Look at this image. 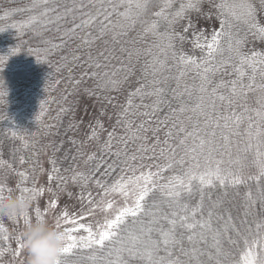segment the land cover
I'll use <instances>...</instances> for the list:
<instances>
[{
    "label": "snow or ice",
    "instance_id": "obj_1",
    "mask_svg": "<svg viewBox=\"0 0 264 264\" xmlns=\"http://www.w3.org/2000/svg\"><path fill=\"white\" fill-rule=\"evenodd\" d=\"M201 3L202 0H188L187 3L182 0L175 11H172L173 0H87V2L70 0V6L61 4L59 0H34L31 5L34 14L26 22L28 26L40 21L42 17L47 18L49 13H55L57 21L72 16V26L65 33L69 35V38L75 35L77 29L90 26L98 21L99 35L102 37L111 31L115 39L116 36L126 35L127 30L134 28L139 21L143 24L141 36L151 35L159 41L154 44L159 54L152 58V74L155 76L167 66L168 56L171 53V58L181 66L179 76L176 77L177 87L171 91L176 97L187 95L188 100L195 99L193 104L181 100L179 107L172 108L171 112L173 114L189 111L197 113L205 117V128L210 124L215 125L206 138L199 134L203 129L194 127L193 130L188 131L179 115H175L166 136L169 139L175 138L178 142L173 146L169 143V139L163 141L167 147H161L159 154L164 158L165 163L156 165L155 171H152L149 166L147 171L141 170L139 175H133L127 179L122 176L111 186H105L101 180L96 179L98 165L89 174L74 173L72 180L82 182V186H86L89 180H95V183L103 187L106 193L119 192L126 200L131 197L132 203L131 206L120 208L114 218L105 219L104 224L98 225L95 231L91 225L80 222L83 217H71L67 210L62 211L56 226L61 227L60 220L62 219L64 224L72 225V227L63 229L65 244L61 249L57 264H78L70 258L69 254L76 256L81 249L91 251L87 259L93 264H264V51H257L255 47L245 50L249 34L264 40V26H260L257 22V6L253 0H221L219 4L213 5L220 10L217 14L222 17L220 30L211 34L210 41L198 30L195 33L198 38L194 42V47L206 50L207 58H197L183 51L177 52L176 41L183 42L184 36L176 30V25L188 18V26L181 30L186 33L192 27L190 12L193 10L200 12ZM37 8L42 10L35 13ZM85 8L89 11H80ZM260 8L264 10V0H260ZM77 12L82 17H86V19H81L79 24L75 23ZM234 21H241L246 26L245 35L241 36L238 30L234 31ZM44 23H52V21L45 19ZM116 29L120 31H115ZM88 35L85 33V37ZM200 38H203L205 42L200 43ZM225 41L227 42L226 48L223 46ZM81 43L88 45L90 41L82 37ZM60 46L51 44L53 50ZM16 51L18 49H12L9 55H14ZM126 51L129 61L134 54L137 58L139 57L138 49ZM146 51L151 53V49ZM225 52L229 54L227 57H225ZM217 56L220 57L219 62L213 63ZM72 59L78 60L79 56H73ZM89 59H92L91 54H89ZM4 62V57H0V64ZM229 65L232 66L236 78L227 82L220 80L213 87V78L217 73L227 71ZM94 66L99 68L100 64L95 62ZM122 67L126 70V75L117 78L116 72L104 73L101 82L96 87L107 91H119L124 83L129 82V76L133 72L128 65H122ZM190 67L197 70L200 78L195 96L193 86L186 85L182 91H177L180 78ZM147 70L146 67L145 71ZM91 75L95 77L97 73L93 72ZM257 76L260 78L259 83ZM166 83V79H153L151 84L154 87L148 88L145 84H140L127 93L126 103L117 113L116 121V124L124 129L121 140L125 147L129 142L140 141L137 152L143 154L151 150L155 153V146L147 144L148 129L145 128L144 123L134 126L133 121L128 117L130 114L135 115L132 111L134 107H149L148 104H135L137 97L141 102L145 97H155L150 106L153 114L162 104L167 103L164 99L166 89L163 86ZM222 87L228 88V95L218 91ZM85 91L91 93L92 89H85ZM254 92L259 93L255 99L256 107H250L249 93ZM5 94L0 91V97ZM217 100L227 102L229 106L243 101L240 105L243 111L237 112L233 108L229 115L223 117L224 123L221 126L220 119L213 120L208 111L209 108L212 110L217 108ZM142 114L149 115L148 112ZM254 116L258 120L254 119ZM245 122L247 127L243 135L246 136V143L243 152L248 153L249 150H253L252 164L257 168L255 175H245L243 166L236 170L231 167H222L225 164L223 156L226 154L231 157L232 155L230 135H241L239 129ZM69 127H74V125L70 123ZM97 127L103 129V125L98 123L96 127H93L89 139H99ZM221 127L227 130H222L220 133L222 144L215 140V129ZM155 131L157 129H153V132ZM180 133L184 135L181 137ZM114 136L115 127L113 131L107 133V140L100 146L102 152H112ZM189 138L192 140L191 145L188 144ZM155 143H160L159 137H156ZM27 146L25 142L24 147ZM221 149H223L222 152ZM217 152H220L221 158L219 159L214 156ZM114 155L117 159L109 165V168L118 162L128 166L134 173L136 172V168L132 167L131 163L137 160L136 154L129 156L126 150L124 152L118 150ZM122 156L123 159H121ZM201 156L205 161L203 167L200 163ZM140 159H143V155ZM240 159V157L235 161L229 159L228 164L240 163ZM93 160H96L95 153L90 154L85 163ZM20 162H24L23 157L20 158ZM6 163L0 160V164ZM55 163L53 160V170L59 172ZM165 170L172 171L173 174L165 177L163 175ZM19 176L24 178L27 173L19 172ZM49 179H52L51 175ZM250 180L255 184V191L248 186ZM241 185L246 188L244 211L243 217L236 222L229 209L224 208V197L228 195L230 186L237 188ZM217 188L222 189V193L213 199L212 190ZM5 189L4 185H0V192ZM20 192H32L33 199H35L43 194L44 189L21 187ZM197 195L199 199L192 205L190 201ZM206 196L209 201L207 208L205 206ZM51 204L53 208L56 207L55 200H52ZM112 207V203L106 205L107 209ZM36 216L43 218L39 208L36 209ZM249 217L253 219L250 220ZM28 221V216H25V223ZM129 221L130 226H128ZM162 221L166 222V225ZM81 230H84L86 235L80 234ZM0 231H6L2 223H0ZM4 240H8V236H4ZM17 241L18 245L15 249L11 246L8 249L0 247V255L11 251L13 256L22 257L25 245L21 235L17 237ZM240 241H242V247ZM234 248H240V251L234 253Z\"/></svg>",
    "mask_w": 264,
    "mask_h": 264
},
{
    "label": "trees",
    "instance_id": "obj_2",
    "mask_svg": "<svg viewBox=\"0 0 264 264\" xmlns=\"http://www.w3.org/2000/svg\"><path fill=\"white\" fill-rule=\"evenodd\" d=\"M26 2H34V0H11L13 5H22ZM61 4H68L70 0H59ZM87 2V0H85ZM182 0H173L174 7L172 11L179 8ZM187 3L188 0H183ZM42 9H39L41 11ZM123 10V9H121ZM61 13L63 9H60ZM87 12L89 9L85 8L80 10ZM32 15H29L25 20H11L3 19L0 14V57H4L5 62L0 64V91L6 93L0 97V160L6 161L4 164L9 168L10 172L15 175L20 181H29L30 176L27 170L38 164L40 156L43 151L49 154V163L53 170L52 161L55 160V167L59 169L58 173H69L72 177L76 172H84L89 174L92 169L96 171V179L101 180L105 186H111L114 181L120 177L127 179L135 175L128 166L121 165L118 162L109 168L110 164L116 161L114 153L116 151H127L128 155L136 154L137 160L132 163V167L136 168V175L139 174V166L150 161L151 170H156V165L164 164L165 160L160 156V148L167 147L163 144L165 139H169L166 133L172 126L175 115H179L180 120L188 131L193 130L194 127L203 129L199 134L208 137V133L215 127L210 124L207 128L204 125L205 117L199 116L197 113L185 112L173 114L172 108H178L181 100L188 101V103H195V99L188 100L187 95L184 97H176L171 89L177 87L176 77L179 76L181 66L171 58V53L168 56L167 66L159 71L155 76L152 74L151 63L152 58L159 54L158 49L154 47L155 43L159 41L155 37L148 35L141 36L143 24L139 21L134 28L127 30L126 35H120L118 38L122 42L119 62L110 71L101 70L96 68L94 63L97 62L99 57H95V37L99 28L94 29L93 25L77 29L75 35L69 38L65 35L68 28L72 26V16H68L59 21L56 20L55 13H49L47 18H41L40 21L31 26L27 25V21ZM45 19H49L52 23H44ZM82 17L79 12L76 13L75 23L79 24ZM115 20L116 17L114 16ZM222 19V18H221ZM234 31H239L241 36L247 32L246 26L241 21H234ZM264 26V22L258 23ZM120 31V29H117ZM85 33L89 35L85 37ZM251 35V34H249ZM87 38L90 44H82L81 38ZM64 43H61V42ZM136 41V43H133ZM61 45L58 49L53 50L51 44ZM227 47V42L223 45ZM18 49L14 55H9L12 49ZM139 50V57L134 54L131 61H129L126 50ZM151 49V53L146 50ZM177 52H180L177 50ZM190 55L187 52H184ZM91 54L92 59H89ZM229 54L225 52V57ZM73 56H79L78 60H73ZM65 57V59H61ZM163 58V57H162ZM220 57L217 56L213 63L219 62ZM122 65H128L133 69L132 74L129 76V82L123 84L119 91H107L103 88H97L96 85L101 82V77L104 73L111 74L117 73V78H122L126 75V70ZM147 67V71L145 68ZM71 69V71H69ZM186 74L180 78V86L177 91H182L184 87L193 86L194 96L196 88L200 84V78L197 75V70L188 68L185 70ZM95 72L97 75L93 77L91 74ZM220 73V72H219ZM213 78L212 86L215 87L218 83V75ZM235 77V75H234ZM153 79L167 80L163 86L166 91L164 99L167 103L160 106L154 114L150 107L155 97H145L143 102L140 98L135 99V104L140 105L148 104V108L143 106L133 108L135 115L130 114L129 119L134 123V126L140 125L142 122L149 137L147 144L155 146V153L149 150L146 153L137 152V147L140 141L129 142L127 147L121 140L123 136V127L116 124L117 113L122 110L126 103V96L128 92L133 91L140 84H145L148 88L154 87L151 84ZM235 79V78H234ZM79 81L80 83H76ZM247 82V78H245ZM85 89H92V92H86ZM218 91H220L218 89ZM228 95V91H220ZM83 102H90L93 106V116L82 129L79 122L80 118L79 105L82 106ZM243 101L237 105L229 106L227 102L216 101L217 108L208 111L211 113L213 120L219 118L221 126L224 123L223 117L229 115L233 108L237 112H242L240 106ZM148 112L149 115L142 113ZM191 117V119H189ZM72 123L74 127H69ZM102 124L103 129L97 127L99 139H89L93 127ZM115 127V136L112 142V152H102L100 146L107 140V133L113 131ZM247 123L241 125L239 131L241 135H230L231 140V153L234 147L239 144H244L246 136L243 135ZM153 129L157 131L153 132ZM216 142L222 144L220 133L223 130L216 128ZM227 131V130H223ZM173 132L175 130L173 129ZM184 134L180 133L182 137ZM159 137L160 143L156 144L155 139ZM88 139L92 142L91 149H85L84 141ZM27 142V147H24ZM177 139H169V143L173 146L177 143ZM192 140L189 138L188 144L191 145ZM221 152L223 149L220 150ZM95 153L96 160L85 163L88 156ZM253 150L247 154H241V160L252 159ZM143 155V159H140ZM215 158L220 157V152L214 153ZM247 159H243V157ZM23 157L24 162H20ZM124 157L122 156L121 159ZM203 156L200 157V161ZM191 162V161H189ZM19 172H26L27 176L22 178ZM257 172V171H256ZM254 174L251 175H255ZM172 171L165 170L163 175L165 177L172 175ZM81 183L80 181H77ZM96 184L95 180H89L87 184ZM99 186V185H98ZM248 186L255 191V184L253 181H248ZM100 187V186H99ZM103 188V187H100ZM104 189V188H103ZM246 188L241 185L237 188H228V195L224 197V208L229 209L236 222L243 217V204L244 192ZM239 192V195H237ZM222 189L212 190V198L216 199L221 195ZM199 199L195 196L190 203L194 205ZM205 206H209L207 196L205 197ZM167 210V209H166ZM222 211V210H221ZM253 219V217H249ZM0 223L3 224V218H0ZM166 225V222H163ZM128 226H130V221ZM5 229V228H4ZM80 234L85 235L80 231ZM5 231H0V247L6 249L8 246L7 240H4ZM242 247V241H240ZM234 253L240 251V248H234ZM91 255L88 249L79 250L76 256L70 258L77 261L78 264H93L87 257Z\"/></svg>",
    "mask_w": 264,
    "mask_h": 264
},
{
    "label": "rangeland",
    "instance_id": "obj_3",
    "mask_svg": "<svg viewBox=\"0 0 264 264\" xmlns=\"http://www.w3.org/2000/svg\"><path fill=\"white\" fill-rule=\"evenodd\" d=\"M220 2L221 0H202L200 6L201 11L196 12L193 10L190 12L192 27H190L186 33H183L181 30L183 27L188 26V18L176 25V30L181 32V34L184 36L183 42L179 40L176 41V50L187 52L191 56H195L197 58H207L206 50H201L200 48L194 47V42L198 38L195 33L198 30L199 33L203 34V37H206L210 41L211 34L214 31L220 30V21L222 17L217 14L220 10L213 6L214 4H219ZM253 2L257 6V22L262 23L264 22V10L260 8V0H253ZM32 4V2H26L22 5H13L11 0H0V14L5 20H25L29 15L34 14L33 10H31ZM21 9H23V11H21ZM38 10L39 8L35 9V13H37ZM92 25L94 29L99 28L98 21ZM115 31H117V29ZM95 37L98 38L95 39V52L93 55L96 58L99 57L97 62L100 64L99 68L101 70L110 71L119 62L120 54L123 48L122 42L118 36L113 39V32L111 31L101 37L99 35L98 29ZM247 40L248 42L245 45V50L255 47L257 51H264V40H261L259 37H253L252 35H248ZM204 42L205 40L200 38V43ZM100 53H103V55H100ZM217 77L218 82L220 80L227 82L236 78V74L233 71L232 66L229 65L227 67V71H221ZM257 82H260L259 76H257ZM219 90L228 91V88L222 87ZM258 95V92L249 93L248 104L250 107H256L255 99ZM79 106V111L77 112H79L80 118L82 119V122H79V126L82 129L85 125H87L93 116L94 109L90 102H83L82 106ZM253 118L258 120V118L255 116ZM84 143L85 149L89 151V149H91L92 142L86 139ZM245 143H241L238 147H234L231 157L226 154L223 156L225 164L222 165V167H231L233 170H236L243 166L245 175H251L257 171V168L252 164V159L248 161L241 160L240 163H233L231 165L228 164L229 159L235 161L243 154H247L243 152ZM253 143H255V141H253ZM219 158L221 157L216 159ZM151 160L144 163L143 168H138L139 172L141 170L147 171L149 169ZM200 163L203 167L205 163L204 158L200 161ZM27 173L30 176V182L23 181V183H21V181L10 172L8 167H6L4 164H0V185H4L6 189L11 188L16 194L21 193V187H35L44 189L42 195L33 199L32 207L27 215L29 221L34 220L37 217L36 209L39 208L43 218H45L49 224L56 225L58 218H60L61 212L67 210L71 217H83L80 222L91 225L95 231L98 225L104 224L105 219L114 218L120 208L124 206H131L132 203L131 197H128L126 200L125 197L119 192L109 191L106 193L105 190L100 188L97 184L89 183L86 186H82L81 183L73 181L72 177H69L71 174H62L52 170L49 163V154L46 150L41 154L38 164L29 168ZM49 175L52 176V179H49ZM61 177L63 179H61ZM28 193L33 194L32 192ZM89 193L91 195H89ZM52 200L56 201L55 208L52 207ZM108 203L113 204L111 209L106 208ZM3 222L4 228L6 230L5 235L8 236V246L6 249H8L9 246L15 249L18 245L17 237L21 235V232L25 226V217L21 216L11 219L4 217ZM60 223V228L62 230L65 227H72V225L64 224L62 219L60 220ZM81 232L86 235L84 230H81ZM21 261H23V264H26L25 253L19 258L13 256L11 251H6L3 255H0V264H21Z\"/></svg>",
    "mask_w": 264,
    "mask_h": 264
},
{
    "label": "clouds",
    "instance_id": "obj_4",
    "mask_svg": "<svg viewBox=\"0 0 264 264\" xmlns=\"http://www.w3.org/2000/svg\"><path fill=\"white\" fill-rule=\"evenodd\" d=\"M33 204V194H16L11 188L0 192V218L27 216ZM26 264H57L65 244V233L45 218L36 217L25 223L21 232Z\"/></svg>",
    "mask_w": 264,
    "mask_h": 264
}]
</instances>
